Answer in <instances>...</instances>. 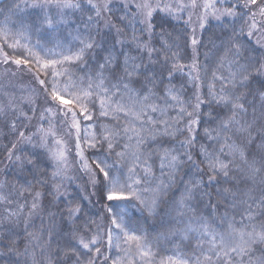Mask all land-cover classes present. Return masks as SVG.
Returning <instances> with one entry per match:
<instances>
[{
	"label": "snow or ice",
	"instance_id": "snow-or-ice-1",
	"mask_svg": "<svg viewBox=\"0 0 264 264\" xmlns=\"http://www.w3.org/2000/svg\"><path fill=\"white\" fill-rule=\"evenodd\" d=\"M0 127V264H264V0H0Z\"/></svg>",
	"mask_w": 264,
	"mask_h": 264
},
{
	"label": "trees",
	"instance_id": "trees-1",
	"mask_svg": "<svg viewBox=\"0 0 264 264\" xmlns=\"http://www.w3.org/2000/svg\"><path fill=\"white\" fill-rule=\"evenodd\" d=\"M116 3H119V0H116ZM214 23V22H213ZM181 26H178V28ZM217 31L218 29H209V31ZM205 40H207V34H205ZM14 83L16 84V86L18 88L20 87H24L23 84L19 83V77L16 78V80L14 81ZM24 130V129H21ZM13 138L12 134L10 132H8L7 129H4L2 127H0V149H2L6 144H8L9 140H11ZM4 157L3 155H0V160H3ZM7 164V161L5 160L3 164H0V181H4L6 180L9 184H15L16 188H20L21 187V183L23 180V177H20L19 180L17 179V171L16 169L12 168L11 166L5 168L4 165ZM83 175V174H81ZM30 179V177H29ZM84 180H87V177L84 176ZM78 187H82V183L80 181H77V183L75 185H73V188H78ZM5 191H7V189H5ZM87 203V202H85ZM88 207H92L91 205H88ZM96 208H99V205L96 206ZM96 208H92L93 213L96 211ZM101 215H103V213L101 212ZM93 219H98L96 216H93ZM129 222H130V229H135L136 227L141 228L143 231L142 232H134L133 234L136 235H145V234H155L159 229H160V223L157 222H145V220L143 219V217L141 216V214L138 211L135 210H131L129 212ZM34 224L35 227H40V220L34 219ZM115 235V233H114ZM53 247L55 248V245H53ZM154 251H158L159 252V256L157 259L163 258V259H167V257L169 256H173L175 258V247L173 245H164L162 248L156 250L154 249ZM183 251L189 255H191V249L190 248H184ZM137 261L139 264V258L137 257Z\"/></svg>",
	"mask_w": 264,
	"mask_h": 264
}]
</instances>
